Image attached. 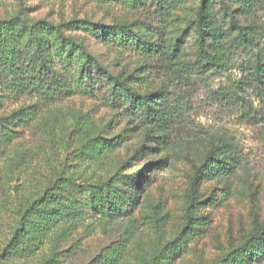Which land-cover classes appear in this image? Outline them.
I'll use <instances>...</instances> for the list:
<instances>
[{
  "label": "rangeland",
  "instance_id": "obj_1",
  "mask_svg": "<svg viewBox=\"0 0 264 264\" xmlns=\"http://www.w3.org/2000/svg\"><path fill=\"white\" fill-rule=\"evenodd\" d=\"M178 1L170 25L165 28L156 18L150 23L160 29L153 32L155 40L162 30L171 43L186 34L178 43L180 59L191 62L199 47L190 25L197 19L200 0ZM256 1L254 12L247 14L239 0H230L241 24L257 25L259 46L253 52L233 55L224 69L177 76L163 59L126 51L107 34L92 31V25L109 31L134 19L144 22L153 8L149 13L132 10L125 0H0V20L20 16L29 23H52L139 93L164 89L173 118L170 131L161 132L113 108L102 93L92 92L93 84L102 86L103 93L118 92L93 63L82 78L76 60L66 63L51 51L54 67L70 90L65 98L40 107L39 121L21 131L13 143L15 151L0 161V255L16 223L19 198L38 193L57 175L70 176L89 189L79 194L78 201H85L97 185L113 180L122 211L116 220L100 219L87 215L78 203L77 215L58 227L36 254L15 261L0 258V264H216L256 225L264 224V92L249 83L246 68L249 60L264 57V0ZM207 13L208 28H221L225 40L236 34L220 2L209 0ZM146 38H151L147 32ZM210 47L218 52L213 38ZM0 101V115L38 103L9 94ZM41 122L53 134L40 127ZM100 139L106 141L103 149L85 158ZM219 140L230 146L237 166L231 175L210 165L203 168L193 231L184 230L193 179ZM168 245L179 247L168 252ZM112 254L117 255L114 263L108 260ZM244 264H264V257L250 256Z\"/></svg>",
  "mask_w": 264,
  "mask_h": 264
},
{
  "label": "trees",
  "instance_id": "obj_2",
  "mask_svg": "<svg viewBox=\"0 0 264 264\" xmlns=\"http://www.w3.org/2000/svg\"><path fill=\"white\" fill-rule=\"evenodd\" d=\"M125 1L132 10L141 9L146 13L152 8L153 10L151 14L148 12L149 17L144 22L134 19L131 24L113 26L108 29L109 31H104L102 26L96 27L92 24L87 26L95 27L93 32L99 30L102 34H107L111 42L119 48L141 53L147 59L154 57L163 59L166 67L177 76L204 74L212 70L224 69L233 55L240 52H253L259 46L257 25L255 23L248 26L241 24L230 0H217L230 19L232 30L236 32L229 40L224 39L221 28L217 26L208 28L209 0H200L197 19L190 25L197 35L198 52L194 61H183L180 59L178 43L185 40L186 34L178 36L175 42L171 43L167 39L166 31L162 30L159 40H155L153 32L160 29H153L150 23L156 18L165 28L170 25L174 10L179 7V1ZM239 1L247 14H252L257 7L256 0ZM134 26L137 32L133 29ZM146 32L150 35V39L146 38ZM211 38L218 42V52H214L210 47ZM51 51L64 57L66 63L76 60L80 64L82 78L93 63L97 73L111 82L112 89L118 90L115 93H103L102 86L93 84L91 89L94 94L102 93L103 101L107 104L113 108H121L131 116H136L147 126L161 132L170 131L173 118L170 101L164 89L159 93L141 94L128 80H119L107 67L93 58L82 45L65 37L62 31L52 23L47 21L29 23L23 17L17 16L0 20V93L4 94L0 98H5L6 94L17 98L28 96L37 99L38 103L35 107L17 109L10 115H0V161L9 158L11 152L15 151L13 143L21 136V131L32 129L39 121L38 113L41 106L57 102L69 93L66 79L54 67ZM246 68L250 71L249 83L258 85L260 93L264 92V57L258 55L255 60H249ZM237 98L243 100L240 95H237ZM40 127H44L49 135L53 134L51 130H48V124L45 122H41ZM166 138V135L161 136L162 141ZM101 140L104 139L95 141L91 145L85 158L92 154L96 155L103 149L106 141L101 142ZM82 156L84 158V155ZM237 163L238 159L232 153L230 146L222 140H219V144L215 143L208 151L193 179V189L188 196L184 230L193 231L190 226L196 220L195 213L200 203L196 189L199 179L203 176V168L210 165L218 172L231 175ZM135 181L132 179L130 183L134 186ZM137 182L141 185L140 179ZM87 191L89 189L85 185L77 184L72 177L62 174L49 179L46 186L38 193L30 196L24 193L19 198V206L15 211L17 219L11 228V237L0 258L15 261L36 254L58 227L77 215L78 203L84 205L87 215L93 214L100 219L113 220L120 217L122 209L115 197L117 188L113 180L97 185L96 191L90 193L85 201H78L79 194ZM169 245L168 252L175 251L179 247L178 245L169 247ZM250 256L255 259L264 257V224L256 225L251 233L241 239L238 247L233 248L225 255L223 261H217L216 264H231L233 261L244 264ZM108 260L114 263L117 255H110Z\"/></svg>",
  "mask_w": 264,
  "mask_h": 264
}]
</instances>
